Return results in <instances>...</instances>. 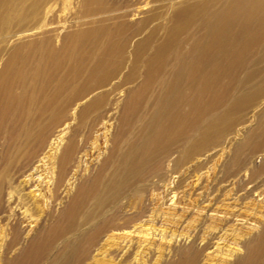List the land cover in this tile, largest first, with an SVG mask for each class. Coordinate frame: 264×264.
Returning a JSON list of instances; mask_svg holds the SVG:
<instances>
[{
	"label": "rangeland",
	"instance_id": "rangeland-1",
	"mask_svg": "<svg viewBox=\"0 0 264 264\" xmlns=\"http://www.w3.org/2000/svg\"><path fill=\"white\" fill-rule=\"evenodd\" d=\"M5 1L0 5V12ZM192 1L27 0L28 4H39L28 8L21 24L15 22L9 32L0 33V72H5L0 78V88H18L23 94L22 102L27 104L23 109L25 115L12 116L8 124L16 123L15 131L18 133L25 127L36 132L39 121L56 120L58 117L55 115L63 117L58 119L60 123L49 124L55 125L51 129L58 138L49 141L52 146L41 150L42 154L36 158L35 167L40 171L34 179L42 185L33 189L35 208L31 206L27 213L33 223L24 233L21 232L22 235H17L12 225L18 214L26 217L25 209H17L13 202L16 196L13 188L7 186L0 195V264H50L55 259L60 264L71 257L65 250L69 248L67 244L81 238L83 231L80 226L77 229L76 221L71 223L67 232L64 231L63 227L71 221L66 208L78 185L86 182L108 155L113 136L125 120L123 106L129 92L144 85L148 71L146 62L166 38L168 28L173 25V15L185 2ZM217 10L212 7L210 13ZM207 28V23L201 26L200 19H195L192 31L188 30L183 35L184 40L174 44L175 47L168 52L162 73L148 89L147 93L152 97L130 122L119 146L120 152L125 153L129 148L132 151L140 144L144 129L155 111L154 107L151 109V101L165 95L174 78L171 72L177 70L194 40ZM151 34L155 36L146 56L135 61L137 46ZM190 35L192 38L185 40ZM250 60L241 69L239 78L244 80L246 75L254 72L256 75L251 82L237 88L235 96L252 93L255 96L251 98L250 106L234 114L238 117L237 123L227 132L223 142L186 158L191 142L182 141L159 166V158L151 161L149 167L155 171L146 173L141 182L135 181L132 189L126 188L120 196L128 207L135 201L142 207L148 205V212L140 215L139 220H143L145 227L153 226L152 231L162 245L151 250L149 247L136 249L135 256L128 259L119 257L117 260L107 259V262L88 260L86 263L179 264L180 253L198 248L191 247L193 243L203 245L211 241L210 248L214 253L227 258L224 264H264V236L261 234L264 225V42L256 51L255 60ZM232 101L233 98L226 102L222 111L228 109ZM82 109L87 110L84 115L81 114ZM199 110L192 111L190 119L196 117ZM15 117L18 119H13ZM83 118L85 123L80 121ZM88 118L95 121L89 123L91 119ZM211 119L208 118L209 121ZM209 121L202 120L201 129ZM94 123L97 125L92 126ZM89 129L93 133L87 138ZM249 134L255 137L242 148L244 160L231 169L229 162L235 147L244 143ZM8 139H0V164L6 158L5 166H10L8 162L14 159L10 156L12 141L8 142ZM71 139H76L79 144L85 141L87 145L75 154L76 166L70 169V176L78 172V181L66 180L61 191L56 190L60 194L57 199L54 183L60 171L59 157ZM35 141L30 144L34 145ZM256 145L260 147L255 149ZM108 168L105 173L107 179L113 167L110 165ZM227 169L231 172L226 174ZM118 171L122 173V170ZM180 182L182 185L179 187ZM254 187L257 189L252 192ZM197 188L193 194V189ZM246 191H250L248 196L243 195ZM203 195L207 198L202 199ZM214 195L221 197L217 204L212 205V201L209 203L206 199H213ZM239 195H242L240 199L237 198ZM235 200L239 201L237 206ZM235 207L239 208L238 213L241 212L236 217L232 214ZM40 218L42 221L35 225ZM56 225L57 231L44 238V245L39 238L35 239L39 231L49 232ZM219 228H224L219 233L222 238H210V233ZM194 237L196 239L192 241ZM78 242L75 243L80 246ZM247 251L251 257H246Z\"/></svg>",
	"mask_w": 264,
	"mask_h": 264
},
{
	"label": "bare ground",
	"instance_id": "bare-ground-1",
	"mask_svg": "<svg viewBox=\"0 0 264 264\" xmlns=\"http://www.w3.org/2000/svg\"><path fill=\"white\" fill-rule=\"evenodd\" d=\"M2 2L3 0H0V5ZM37 4L39 2L28 4L27 0H6L0 12V33L9 32L15 22L21 24L28 8ZM212 7H216L218 10L210 13ZM197 18L200 19L201 26L208 24L207 30L194 40L187 56L177 66V70L171 72V76L173 74L174 78L167 87L165 95L151 101V109L153 110L154 107L155 111L144 129L140 144L134 146L132 151L129 148L125 153L120 152L119 146L130 128V122H133L137 114L143 111L144 103L149 102L152 97V94L147 93L148 89L151 87L152 81L162 73V66H164L168 52L175 47L174 44L184 40L183 35L188 30L192 31L193 22ZM172 22L173 25L169 27L170 29L168 28L166 38L146 62L148 71L144 85L141 84L142 86L140 85L141 87L137 91L133 89L129 92L123 106L125 120L113 136L112 147L108 155L98 165L96 172L85 180L86 182L78 185L74 198L66 208L67 213L71 214L69 219L71 221H68L63 227L64 231L67 232L69 227L71 228V223L76 221L77 229L80 226L83 233L77 240L80 241L78 242L80 246L75 243L77 241H70L67 244L69 248L66 247L65 250L67 256L71 257L60 264H89L86 263L88 260H96L101 263L107 262V259L111 258L117 260L119 257L128 259L134 255L136 249L149 247L148 249L151 250L152 247L161 246L162 241L154 235L153 226L145 227L146 225L142 223L143 220H139L140 215L143 216L148 212V205L142 207L135 201L131 202L128 207L120 197L122 192L126 188L132 189V183L135 181L141 182L146 173H153L155 168L149 167V163L159 158V166L160 163H163V158H167L182 141L191 142L186 150V158L203 149H210L222 143L227 132H230L237 123L238 117H234V114H238L244 107L250 106L251 98L255 96L252 93L244 94V97H237L235 93L238 92L237 88L251 82L256 75L254 72L246 75L244 80L239 78L241 69L251 61L250 59L255 60L256 51L264 42V0H194L185 2L173 15ZM154 36L151 34L145 37L137 46L134 53L135 61L146 56ZM190 38H192L191 35L185 40ZM11 56L13 55H9L10 59H12ZM132 69L135 71L134 68ZM4 74L5 72H0V78ZM214 74L218 76H212ZM262 85L264 89V79ZM1 87L3 89L0 88V139L4 138L5 140L6 137H9L8 142L12 141L10 156H14V159L9 160L8 165L10 166H5L6 158L0 164V195H3L7 186L13 188L16 194L13 202L16 203L18 210L21 211L24 208V213L27 214L28 209H31V206L34 207L36 202L33 197L35 196L33 189L42 185V183H36L34 179L35 174L40 171L38 167H35L36 158L42 154L41 150L52 146L49 141L52 142L58 138L51 129L55 128V125L49 126V124L60 123L61 121L58 119L63 117L55 115L54 117H58L56 120L39 121L36 132L30 127H25L18 133L15 131L16 123L8 124V122L16 114L18 116L25 115L23 109H26L27 104L22 102L23 94L19 92L18 88ZM231 98H233L232 104L228 109L222 111L223 105ZM197 109L200 110L196 117L190 119L193 116L191 115L192 111ZM86 111V109H82L81 114L84 115ZM218 111L221 112L217 114ZM100 117L102 116L100 115ZM208 118L213 119L209 121ZM13 119H18V117ZM50 119H52V115ZM202 120L209 121L203 129H201ZM80 121L85 123L84 118ZM94 121L95 119H91L89 123ZM95 125L97 123L92 126ZM5 133H8V136H5ZM92 133L93 131L89 129L87 138L92 137ZM253 137H255L253 134H249L244 143L235 147L229 162L231 169L244 160L245 157L241 156L242 148L250 144V138ZM34 140H36L35 144H30ZM86 145L85 141H81L79 144L76 139H71L64 147L63 153L59 157L60 171L54 183L56 188L54 194L57 199L60 194L56 190L61 191L66 180L76 182L78 172L73 169L76 173L74 172L70 176V169L72 166H76L75 154L83 151ZM259 147L256 145L254 148ZM110 165L113 169L107 179L105 173ZM118 170H122V173ZM230 172L231 170L227 169L226 174ZM181 185L180 182L179 187ZM255 189L257 187H254L252 192ZM197 190L198 188L193 189L192 193L195 194ZM248 194L250 191H246L243 195L248 196ZM241 196L239 195L237 198L240 199ZM220 197L214 195L213 199L209 200L208 198L206 201H212V205H214L217 204ZM203 198H207V195H203ZM235 202V206H237L239 201L235 200ZM197 203L201 207L199 199ZM131 210H133L132 213H130ZM238 211L239 208L235 207L232 212L233 216H239L241 212L238 213ZM31 218L29 214L25 218L24 215L18 214L12 225L17 235H22L21 232L24 233L32 226ZM41 221V218L38 219L35 221V225ZM57 227V225L54 226L49 232L42 229L37 233L35 239L39 238V242L44 245V238L47 239L49 234L55 233ZM223 229L219 228L218 231L210 233V238L221 239L222 236L219 233ZM261 234L264 236V225ZM195 239L196 237L192 241ZM209 242L211 243V241ZM210 243L208 241L203 245L193 243L191 247L198 248L193 249L192 252L180 253L179 264H200L203 261L206 264L217 262L224 264L227 258L219 257L217 253H214V250L210 248ZM205 251L207 253L203 255ZM251 256V253L247 251L246 257ZM50 264H58V262L55 259Z\"/></svg>",
	"mask_w": 264,
	"mask_h": 264
}]
</instances>
